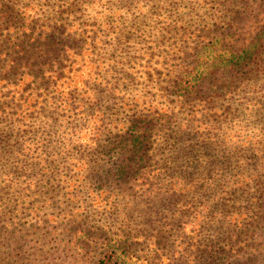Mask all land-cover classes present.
<instances>
[{
	"label": "rangeland",
	"instance_id": "1",
	"mask_svg": "<svg viewBox=\"0 0 264 264\" xmlns=\"http://www.w3.org/2000/svg\"><path fill=\"white\" fill-rule=\"evenodd\" d=\"M62 33L75 54L19 66ZM210 38L260 45L175 94ZM113 246L125 264H264V0H0V264Z\"/></svg>",
	"mask_w": 264,
	"mask_h": 264
},
{
	"label": "trees",
	"instance_id": "2",
	"mask_svg": "<svg viewBox=\"0 0 264 264\" xmlns=\"http://www.w3.org/2000/svg\"><path fill=\"white\" fill-rule=\"evenodd\" d=\"M61 31L64 32L65 29H62ZM74 38L75 37L70 33H62L58 40L53 41L52 43H45L44 41L38 39L36 49L41 53L42 61L38 64L33 63L29 66H24L21 63L19 66L23 69H30V71L36 69L37 73H41L42 75H44L45 72H47L45 71V69H47L46 67L48 66L47 64L54 65L55 63L59 62L58 58L63 54H65V56H67L66 53H69L70 56H72V54H75L73 47L76 42ZM235 40L237 39L235 38ZM214 41V38H210L209 40H207L199 47V49L195 53L192 63L175 70L174 79L172 81L175 94L183 95L185 91L193 92L194 88L199 84L200 81L210 80V77L213 76L215 71L220 67H224L228 64L230 67L232 65L233 67H238L242 66L243 64H247V56L253 55L254 50L259 48L260 45V39L253 38L247 43L243 41H241V43H237L240 44L238 49L228 51L224 48L219 53L215 51ZM47 51H50L52 53V57L48 53H45ZM21 52L22 56H27V54L29 53V48H27L26 46L21 47ZM14 61L15 59L11 60L8 67H12ZM73 63L74 60L71 61V64L68 65L69 68L72 67ZM49 68L52 67L49 66ZM48 72L50 74L49 76L56 78L53 71L50 70ZM23 74L29 75L30 73L27 70L25 72L23 71ZM62 78L68 79L69 75H61L57 80H61ZM57 80L54 82V84L56 85ZM126 124L128 123H123V125ZM131 127L134 131L131 135H129V139L132 146L136 148L137 152V150L142 147V141L144 140L148 127L147 129L145 127H136L135 124H133ZM4 129H6V127ZM127 129H129V127ZM116 171L120 175H123L130 170L127 171L124 169L123 165H118ZM114 248V246L109 247L107 251L101 256V258L98 259L96 264H125L123 257H120L116 253Z\"/></svg>",
	"mask_w": 264,
	"mask_h": 264
}]
</instances>
